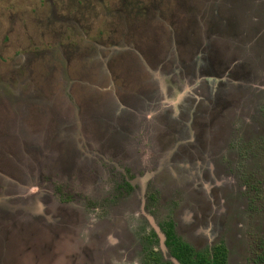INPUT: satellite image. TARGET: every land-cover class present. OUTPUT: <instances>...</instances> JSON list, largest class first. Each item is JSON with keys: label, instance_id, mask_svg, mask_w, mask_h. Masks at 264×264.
Instances as JSON below:
<instances>
[{"label": "rangeland", "instance_id": "374dc122", "mask_svg": "<svg viewBox=\"0 0 264 264\" xmlns=\"http://www.w3.org/2000/svg\"><path fill=\"white\" fill-rule=\"evenodd\" d=\"M169 221L264 264V0H0V264H154Z\"/></svg>", "mask_w": 264, "mask_h": 264}, {"label": "flooded vegetation", "instance_id": "af4514ba", "mask_svg": "<svg viewBox=\"0 0 264 264\" xmlns=\"http://www.w3.org/2000/svg\"><path fill=\"white\" fill-rule=\"evenodd\" d=\"M100 109H101V107H100ZM106 109H108L109 112L106 111ZM111 109L112 108L102 106L101 111L96 110L94 116L93 117L91 116V118H89L92 121L91 122L92 124L88 125L87 128L92 134L94 133L97 136L98 131H100V134L102 135V133L104 132L105 127H106L104 122L110 121V119L116 118V117L113 118V114H116L118 111L115 112V111H113V109L112 110ZM113 121L114 122H113L111 132L106 139V141H108L107 145L111 146L113 148H116V149L121 147L124 154L128 155L132 151L131 146L129 144V137L128 136L130 134V130H131V127L133 124V118L127 116V117H123V118H117ZM64 140L66 143V147L64 149V153H63V151L61 152L62 153L61 156L64 157L66 159V161H64L65 159H60V158H59V160L66 167H68V166L71 167L73 160L71 159V157L69 158V151H68V147H67L71 140L69 138L68 139L64 138ZM164 228H165V224L162 226L160 225L161 233L163 236V244H164L167 256L160 249L159 254H161L160 255L161 257L159 256V259L166 261L168 259L171 260L172 257L170 256L169 249L165 245L166 238H165ZM173 228H174V231L177 234V236L180 237L182 240H184L178 234L174 225H173ZM153 233L155 235L154 237H153ZM156 237L158 238L157 233L152 230L150 239H154ZM91 238H94L95 245L94 244H92V245L97 246V247H95L96 249L98 248V246H99V248L101 246H104V247H101L100 249H98V256H99V253H101V255L103 257H106L109 259H112L114 257V251L111 249L110 245L106 244V239L104 238V234H100L99 232L93 233L91 235ZM216 244H218V243H216ZM216 244H214V245H216ZM214 245L211 246V248L208 250V252H210L212 250V247ZM194 249L196 251H199L195 247H194ZM153 251H155V250H153ZM202 252H204V251H202ZM66 253H64L65 255L63 254V259L61 261V264H99L98 257H94V258L87 261V258H89V256L87 254H84V256H83V254H80V253L77 254V251H75V250L68 251ZM68 253H71V254L68 255ZM91 257H93V256H91ZM149 257L152 259V262L154 264H157V262L153 259V257L151 255H149ZM227 257H228V249H227ZM227 264H228V262H227Z\"/></svg>", "mask_w": 264, "mask_h": 264}, {"label": "trees", "instance_id": "16d2710c", "mask_svg": "<svg viewBox=\"0 0 264 264\" xmlns=\"http://www.w3.org/2000/svg\"><path fill=\"white\" fill-rule=\"evenodd\" d=\"M165 245L170 251V256L180 264H227V248L223 243H218L208 251H196L188 242L182 240L174 231L172 222L165 223ZM153 233V237H154ZM150 255L157 264H173L171 260H160L158 254L152 251Z\"/></svg>", "mask_w": 264, "mask_h": 264}, {"label": "water", "instance_id": "95a60500", "mask_svg": "<svg viewBox=\"0 0 264 264\" xmlns=\"http://www.w3.org/2000/svg\"><path fill=\"white\" fill-rule=\"evenodd\" d=\"M171 261L173 262V264H180L176 259L171 258Z\"/></svg>", "mask_w": 264, "mask_h": 264}]
</instances>
